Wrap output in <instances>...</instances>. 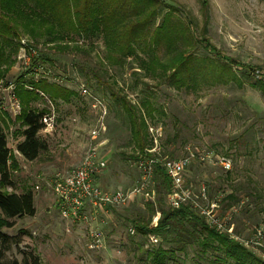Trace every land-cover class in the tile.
Wrapping results in <instances>:
<instances>
[{
  "label": "rangeland",
  "instance_id": "1",
  "mask_svg": "<svg viewBox=\"0 0 264 264\" xmlns=\"http://www.w3.org/2000/svg\"><path fill=\"white\" fill-rule=\"evenodd\" d=\"M161 1L181 7L195 20L197 32L205 29V37L215 51L196 44L194 56L230 67L241 86L200 75L185 86L175 87L159 75L138 68L135 60L129 59L121 67L110 66L99 38L74 37L68 43H47L44 36L35 39L17 30L11 39L15 47L5 49L9 56L0 59V89L8 83L21 82L17 86L30 91L23 84L33 83L34 74L44 69L61 78L62 85L49 79L38 82L71 92L74 104L60 107L52 133H38L46 150L27 163L13 153L14 141L21 133L17 125L21 109L15 113L8 95L0 92V129H15L12 140L6 136L11 151L9 176L17 188L31 190L36 196L34 216L15 219L12 228L2 229L7 235L21 236L19 245L6 253L7 258L19 260L21 251H32L41 264H235L224 259L217 244L201 246L196 237L204 235L199 232L189 230L192 234L177 236L143 235L138 231L137 224L149 221V228L156 226L160 216L156 210L158 200L162 207L169 208L167 198L176 191L165 175L170 184L165 193L162 179L155 173L151 183L154 197H134L126 205L98 216L104 246L90 247L89 227L60 217L47 181L56 172H68L79 164L57 167V151L69 148L81 159L87 146L93 144L107 159L98 184L103 189L125 192L140 179L135 166L138 158L176 160L188 151L204 150L228 156L232 164L228 172L192 161L184 173L183 187L192 197L204 192L199 206L208 208L224 224L223 232L234 235L232 239L264 260V91L254 86L256 80L264 78V0H206L205 8L201 0ZM72 81L104 103L103 129L94 140L89 131L95 125L96 110ZM146 101L153 109L152 117L143 106ZM127 115L143 125L142 130L139 128L145 139L143 148H139L138 138L132 139ZM40 164L47 167L40 169ZM156 169L162 171L159 166ZM36 184L38 191L34 190ZM4 191L11 189L6 187ZM229 195L232 200L227 198ZM212 202H218L217 208H211ZM147 203L153 205L152 215ZM129 228H133V234ZM257 231H261V239ZM149 236L157 239L152 247ZM159 249L164 254L160 255Z\"/></svg>",
  "mask_w": 264,
  "mask_h": 264
},
{
  "label": "trees",
  "instance_id": "2",
  "mask_svg": "<svg viewBox=\"0 0 264 264\" xmlns=\"http://www.w3.org/2000/svg\"><path fill=\"white\" fill-rule=\"evenodd\" d=\"M201 3L205 8L206 0H201ZM195 25V20L181 7L161 0H0V59L5 57V49L15 47L11 39L17 30H23L35 39L44 36L47 43H68L74 37L99 38L110 66L121 67L129 59L135 60L138 68L159 75L175 87L185 86L194 76L200 75L213 77L222 84L241 86L240 78L230 67L194 56L196 44L215 51L205 37V29L197 32ZM64 46L68 48V45ZM31 84L52 100L59 98L68 102L73 95L44 81ZM254 86L264 91V78L256 80ZM15 94L21 104L18 120L25 126L23 140L16 145V150L25 160L33 161L46 150L45 142L38 137L42 113L32 111L29 106L39 96L35 91H26L22 87H18ZM121 103L123 107L126 105L122 99ZM143 106L147 115L152 117L150 104L146 101ZM127 117L132 139L138 138V146L143 148L145 139L140 136L142 123L137 124ZM9 156L5 136L0 129V264H41L32 251H21L19 260L6 256L12 247L19 245L21 236L7 235L2 229L12 228L15 219L32 217L36 213L31 190L21 193L4 191V188L12 187L7 165ZM155 174L161 177L165 193L169 192L170 184L164 172L155 169ZM227 198L232 200L233 196ZM146 205L152 215L155 211L153 205ZM156 206L160 216L155 227L149 228V221L136 225L143 235L174 233L180 236L181 233L192 234L189 231L192 230L193 234L199 232L204 235L203 238L196 237L201 246L208 248L213 243L217 244L225 260L230 259L235 264H264L263 259L232 239L234 235L209 227L204 217L190 205L164 208L158 200ZM159 254H164L161 249Z\"/></svg>",
  "mask_w": 264,
  "mask_h": 264
},
{
  "label": "built area",
  "instance_id": "3",
  "mask_svg": "<svg viewBox=\"0 0 264 264\" xmlns=\"http://www.w3.org/2000/svg\"><path fill=\"white\" fill-rule=\"evenodd\" d=\"M40 79L54 80L57 84L62 85L61 78L54 77L48 70L40 69L34 74L32 80L33 83H37ZM72 83L77 86L81 96L91 100V108L96 110L95 125L89 131L91 140H94L103 129L104 117L106 115L104 103L102 100L92 97L83 85H78L75 81H72ZM19 84L22 83H8V85L0 89V92H5L8 95L9 106L15 113H19L21 109L20 102L15 94L17 85ZM23 87L27 90L35 91L46 100L48 109L40 117L39 123L41 124V128L38 133H52L57 119L54 104L50 100H47L43 93L35 90L30 83L23 84ZM17 125L19 126L20 124L18 123ZM14 131L15 129L13 127H10L7 131L2 130L5 139L6 136L11 139ZM154 147L149 149V151L155 149ZM194 160L201 164L215 165L224 172L230 171L232 167L231 160L228 156L219 154L213 150H204L201 152L188 151L186 156L176 160H167L158 157L153 159L138 158L135 161V166L141 176L133 187L127 192L121 189L107 190L98 184V178L106 168L107 159L100 154L98 147L89 144L78 166L68 172H56L48 179L47 185L54 197V205L60 217L64 220L74 221L89 227L88 230L91 240L89 246L93 248L99 249L104 246L103 233L98 226L99 222H101L98 216L106 215L107 211L111 208L126 205L134 197H142L147 200L154 197V190L151 188V183L154 178L156 166H159L165 173L176 190L173 195H169L167 198L169 208L177 209L182 204H188L193 210H196L204 217L209 227H215L223 231L226 229L224 224L218 221L217 217H214L208 208L204 209L199 206L203 198H205L204 192H201L199 195L193 194L194 196L192 197L187 187H183L184 173ZM9 163L7 161V165ZM34 190H40L38 184L34 186ZM210 206L211 208H217L218 202H212ZM93 224H95L94 227ZM129 233H134L133 228H129ZM256 235L258 239H261L263 236L261 231H257ZM148 238L150 247L157 243L156 238L152 236Z\"/></svg>",
  "mask_w": 264,
  "mask_h": 264
},
{
  "label": "crops",
  "instance_id": "4",
  "mask_svg": "<svg viewBox=\"0 0 264 264\" xmlns=\"http://www.w3.org/2000/svg\"><path fill=\"white\" fill-rule=\"evenodd\" d=\"M51 102L55 105V109L57 110V115L58 116L60 114L59 110H60L61 106L66 107V106H72V104H74V101H70L69 100L68 102H66V101H63L62 99H59V98L55 99V100L51 99ZM29 106H30L32 111H34L36 113L40 112L42 114L45 113L47 111V109H48L47 108L48 105H47L46 100L41 98V97H38V99H36L34 101H31ZM17 123H19L20 126H21V133H20V135L17 136V140L14 141L15 144H14V147H13V153H15L17 156H19L25 162L31 163V162L35 161L36 159L33 160V161H27L16 150V145L23 140L22 132L25 129V126L21 123V121L18 120ZM73 140H74V138H73ZM9 155H11V151H9ZM75 156L76 155L74 154V151L72 149H69V148L63 149L61 151H57L56 155H55V159H56L57 163L55 165L57 167H60V168H67V167L71 166V164H73V162H78L79 163L80 162V157H75ZM104 157L106 158V156H104ZM8 161L10 162L9 159H8ZM46 167L47 166L45 164H40V169H45ZM10 180L12 182V187H8V188H10L11 191H13L15 193H21L23 191H26V190H23L22 188H20V189L17 188L16 183H14V181H13V179H11V177H10ZM35 197L36 196L33 194V201L35 200ZM34 207H35V201H34ZM35 211H36V208H35Z\"/></svg>",
  "mask_w": 264,
  "mask_h": 264
}]
</instances>
